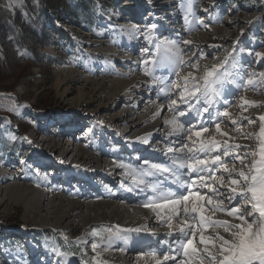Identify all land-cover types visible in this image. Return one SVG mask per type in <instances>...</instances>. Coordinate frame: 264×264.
Masks as SVG:
<instances>
[{"label": "rangeland", "instance_id": "obj_1", "mask_svg": "<svg viewBox=\"0 0 264 264\" xmlns=\"http://www.w3.org/2000/svg\"><path fill=\"white\" fill-rule=\"evenodd\" d=\"M115 1H117L116 4ZM156 1L165 2L166 0H156ZM180 1L182 2L183 5V12L182 13L180 12V14H183L182 18H185L186 16H188V19L196 18L198 25L205 27H209V26L212 27V25H214V24L209 25L207 23L208 19L215 20V18H217L218 19L217 24L215 23L216 27L229 26L230 28H226V31H224L223 35L217 34L214 39L212 40L207 39L202 43H200L201 41L197 37L195 38V35L193 34H192L193 36L192 35L189 36V34L186 33L188 35L187 36L185 34L184 28L181 29L182 28L181 26L176 27L175 28L176 30L174 31V26L168 24L170 25L168 29L173 30L174 33L169 31L168 32L163 31L161 29L162 23L155 24L156 27L152 28L151 27V25H153L152 22L148 23V18H150L152 14L148 12H150V9L154 7L153 5V3L155 4L154 0H79L80 5L81 6L83 5L84 8L88 9L86 10L88 16H92V14H94L93 17L90 18L91 23L93 22L92 25L82 24L84 25L83 27L89 28V31L82 29L81 26H78L76 24L73 13L69 8H67L62 14L60 15L58 14L56 17L53 18V21L50 24L51 29H49L50 30L49 34L50 36L53 37L54 44L42 47V51H44L48 55L50 54L52 56H58L61 62H63L62 65L55 68L53 72L54 79L51 78L50 84L45 83L44 76L42 75V70L39 67H32L30 74L26 76H22L20 78L18 77L16 81H13L14 76L10 77L9 79L10 82H14L11 83L14 87L13 89L10 90L11 91L10 94L16 100L15 105L19 107V109L15 112V117L21 118L23 117L24 114H27L32 109L33 106H37L36 101L39 100L40 98L47 97L50 100L48 101V103L45 104V107H43L45 108V110L42 108L39 110L40 112H37L32 117L28 116L26 117V119L20 120L21 122L28 124L29 127L26 131H21L20 125L16 121H14L13 118L11 117L10 118L7 117V120L3 123L1 128V133L3 139L5 140V143L0 145V159L1 158L4 159L5 162L4 165L6 166V168L10 169V173H9L10 176L8 175L6 176L11 177V175H13L11 174V172H13L14 174H16V176H18L17 174L18 171L20 172L24 171L26 177L28 176V182L25 183L22 182V183L36 190L34 186H30V183L32 181L31 179H35L37 184H40L38 182L40 176L35 174V170H34L36 168H39L41 169V172L43 171L41 177L44 178L42 179H47V182H49L48 184L49 188L51 187L50 183L52 182L53 183L52 186H56L57 188H60V191H62L64 187L69 186L66 184L64 186L62 182L70 181V184L75 187L73 189L76 192L78 193L83 192V190H80L79 188L80 186L75 185L73 180H70L68 178H61V182L59 181V177H62L64 171L68 170V168L72 164H75L76 168L72 169L70 173H76V171H80V170L87 172L86 169L88 170L90 169L89 168L90 163L86 162L85 158L84 159L82 158L80 160L75 159L74 161L73 160L70 161L71 157L74 155V152L69 150L67 145H64V143L66 142L68 143V141H73V140L78 141L79 144H81V146L89 143V142L86 143L85 140H80L77 138L84 137L90 141L92 138L91 135L89 134L92 131L95 132L101 124L107 126V122H106L107 116L108 117L114 116V118H117V116L119 115V112H115V110L118 107H113V109L110 111L111 113L108 115H104L103 113V111H105L104 109L109 107L110 105L109 104L110 100H107V98L111 96L110 95L111 85L104 87L102 91L103 94L101 95L99 92L94 90V88H97V86L93 83H89V85H86L87 82L86 80L94 79L97 82H99L98 78L99 79L107 78L108 81L111 83L117 80L118 81L127 80L129 83H132L135 81L134 78L136 79L140 78L139 80H141V82H143L144 84L146 83V86H141L143 90H140V87L135 85L136 86L135 88L138 90L139 93L133 91L132 92L133 95L131 94L133 96L132 98H130L129 95L126 93H124L123 95L121 94L117 95V97L122 96L124 100H126L127 102L132 101V104H136L138 102H141L142 100L147 99V96H151V94H153L154 91L156 92V94L161 93L162 88L164 89L168 88V91L174 92L173 89L174 87L171 88L172 90L169 89V84L175 83L173 79L168 81V83L163 84V86H160V84L156 81L155 75L154 78L145 77V74L143 76L142 72H138L137 74V70H135L132 76L130 77L123 74H118V75L102 74V75H96L98 76V78L92 77L95 76V74L91 72L93 71L98 72L99 68H103L105 66L111 67L113 69L112 71L117 70L123 73L127 68L126 64H128L126 62L125 63L120 62L119 65V63H116L114 61L101 59L98 56H95L97 53L99 54L100 51H106L108 49L104 47L96 48L92 46H91L92 48H90L91 43H86V42L96 40L93 36L90 35L92 33L101 36H104L106 34L109 37H113L116 41L118 40L120 41V39L117 36L121 35L122 39L125 40L124 42L125 44L133 43L132 41L136 39L135 42L137 45L136 46L137 50L132 52V54L124 53L123 56H120V60L131 61L129 63H133V62L137 63L139 61L136 58V56H138V52L143 54V51L145 49V46L143 45V41L145 40L146 41L149 40V43L152 46L153 51H156V49L158 48L157 45L160 46L162 45L160 48H158L160 49L159 51L161 52L162 57L165 55V49L163 46L168 44L169 42H174L175 47L181 51L182 57L184 56L183 59L186 58L187 61L190 60L192 61V63H198L200 66L202 65V68L206 65L211 66L213 63H219L226 56H228V65L229 66L235 65L236 53H238L239 56L241 57L249 54L248 49L249 48L252 49L253 46L259 42V40H262L259 46L261 47V50H263L260 51L259 53H262L264 55V1L257 2L256 0L255 1L250 0L252 2H248V3L243 2V0H180ZM193 5H197L195 11L193 9ZM179 9L181 10L180 6ZM162 10H166V9H161V11ZM112 17L117 19H112ZM129 17L131 19H128ZM137 18L140 19L136 20ZM114 20H116V22L118 23L112 25L111 21L113 22ZM145 22H146L145 27L147 28L139 29V27H142L141 24L143 23L145 24ZM135 24H139V25H135ZM124 26H126L127 28H124ZM159 28L161 29L160 33H158V30H160ZM234 28L235 30L232 32V29ZM201 30H200L201 31L200 34L204 33L205 31L204 28H202ZM225 35L227 37H224ZM240 35L244 36V38L243 39L237 38ZM132 36H134V39L131 38ZM181 36L182 37L185 36V38L184 37L182 38ZM155 38L157 39L154 40ZM191 38L192 40H189ZM138 40H140L141 43H137ZM177 40H179L180 42H178ZM186 41L188 42L192 41L193 43L190 44L191 46L186 48L185 47ZM200 48H202L201 52H200ZM210 49H214V50L213 52L208 53ZM245 49H247V51H244ZM229 53H231L230 56ZM254 57H256L258 60V56L251 57L250 60L251 70L255 69L256 66L258 65L257 64L255 67H252L253 65L252 61ZM155 58H156V53H155V57L152 58V56H150V58L148 59L145 58V59L148 61L149 65H151L155 62L156 60ZM145 59L144 60L142 59L140 61L141 65L142 64L144 65ZM244 61L245 60H243L242 62V66L244 65ZM260 66H263V64L259 65V67ZM237 67L238 66L232 69H235ZM183 68L184 70L181 69L182 76L187 74L185 72H187L188 70L192 71V69L187 65L184 66ZM165 69L170 71L171 66L165 67ZM262 70L259 72L261 73ZM163 71L165 70H161L157 72H163ZM239 74L240 76H242L240 72ZM67 75L68 76L71 75L72 77L76 75L77 78H81L82 81L80 83H75L74 79L76 77L74 78L68 77V79L63 80V81H67L66 83L64 82L60 86H57L56 84L57 79L59 77L61 78L67 77ZM258 78L259 76L254 77L252 79L254 80ZM149 83L152 85V87ZM158 98L159 100L156 99L155 101L153 100L154 107H156L157 110H161L160 114L157 116L158 118L157 117L155 118V121L157 120L156 122H159V124H161L165 122V116H166L165 111L167 110L163 108H166V106L169 105V101L166 102V104H164L162 107H157V105H162L163 103H165V100L176 98V96L172 95L167 99H163L161 97ZM250 99H255V101H258L257 103H259L258 107H253L248 110L250 115L252 114V116L256 118L264 114V97L258 96L257 93V95L256 94L252 95ZM142 103L143 102H141V104ZM181 108L186 109L187 106H183ZM240 110L241 109H239V111ZM96 112L98 114H96ZM236 112H238V110ZM147 114L148 112H144L142 118L146 117ZM93 116H97V117H94L95 119H93L92 118ZM103 116L106 117L104 118ZM102 118H104V120ZM69 120L78 121L76 122V124L82 123V126L80 127H83L84 125L83 128L77 129L80 130V133L74 132V135L77 136V138L73 137L71 140H68L66 139V137H64L65 133L66 135L68 134L69 136L70 135L69 132L73 131V130H69V127H71L69 125L70 122ZM254 120L256 121L254 125L257 126V119ZM188 122H192V121H188ZM148 123H146V125L144 124L142 128L144 127L149 128L153 125V122L152 123L148 122ZM114 126H115L114 128L118 127L116 125ZM111 128L113 127H110L108 125L106 128L104 127L103 129H98L96 133H93L94 135L93 141L97 143L98 142L101 143L102 145L100 146H104L105 148L107 147L106 143H109V147H108L109 149L119 150L120 146H113L114 141L118 140V142L121 143L122 146L124 144V146L121 147L122 149H124L125 146H130V145L128 142L125 143L123 141H122L123 143L120 142L121 140L124 139L126 141L127 138L129 137L134 139L138 135H142L145 133L144 129H140L137 132H131L130 134H128V136H121V139H118L117 137L119 135H117V137L116 136L112 137V135L110 134ZM35 129L36 131H38L37 136L39 141L45 140V138H47L52 143H53L52 140H56L60 145H63V151H66L68 156L64 161L67 164L66 163L64 164L65 167H62L64 168L62 171H58V172L56 171V174L53 172L54 169L53 171H51L53 166L55 168V164L56 165L58 164L56 162L57 154L54 151L55 150L54 147L53 149H51V147H49L48 144L40 143V142L35 144L34 147L28 145L30 143L31 137L35 134L34 131ZM40 129H42V132H40ZM117 129L119 131L124 130L121 126H119ZM65 130H67L68 132ZM161 131L162 129L158 130L159 133H161ZM79 135L80 137H78ZM100 136H102V138L104 139H100ZM156 139L157 137H150L149 140L147 141V143H149L150 148L153 150L154 148L152 147V144L155 141H158ZM251 140L252 139L246 140L247 144L255 145L256 141L254 139L252 141ZM138 142L145 143L146 138H141V140L140 141L138 140ZM158 142L159 145H161V141ZM52 143L50 144L52 145ZM96 147L98 146L97 145L94 146V150L93 149H89V150L90 151L92 150L91 152L94 156L100 157L101 150L98 149L96 151L95 149ZM172 147L177 148V143H174ZM13 161L14 164L11 163ZM45 161L52 163L47 164L46 167H43L42 165L43 163H45ZM229 165L232 167L231 162L229 163ZM97 167L100 168L101 170L103 169V166H101L99 162ZM124 173H127V171H125ZM45 174H47L48 176L45 177ZM68 174L69 172H67V175ZM53 178H55L59 182L58 181L56 182L55 179L53 180ZM90 178L91 180L94 181L96 180V177L92 175H90ZM18 179L19 178H16L15 180L12 177L9 178L8 181L12 183H14L15 181L20 182L18 181ZM114 184L121 185L123 184V182L118 181L117 179L114 180ZM7 185L9 184L4 185L1 184L0 182L1 188ZM100 185H101V190L103 192L109 190L105 186L109 185V188L113 186V184H110V182H105L103 180L98 181L96 183V188H99ZM55 193L62 195V193L58 191ZM4 196L3 198L8 199L7 198L8 196L7 197ZM70 200L79 201L85 204L87 202V200H81L78 197L71 198ZM54 202L57 203L56 201ZM50 203L47 202L46 204H44L46 205L44 207H48ZM88 203L89 201L87 202V204ZM135 207L137 208V206ZM126 209L128 210L127 214L131 219L138 220L139 218V223L145 221L144 215L140 216V214L136 212H135L136 214L133 213L128 209V206H126ZM4 210H5L3 212L4 215L0 218V257H1L0 264H6L4 261L5 258L10 259V261H13V259L10 257L11 255L15 256L17 259H22L19 261L22 264H35L32 263V260L29 259V256L30 253L36 254V256L34 255V258L37 257V260L39 259L42 260L40 254L37 253V249L41 247L38 246L39 244L42 245L45 243L52 244V246L50 245L49 246L51 248L53 247V251L56 252L57 254L58 245L55 244V242L52 240L51 237H48L46 235L47 230H52L50 232L48 231L49 233H52L51 236L59 237L60 240H62V242L70 252L72 250L76 251L77 249H79L80 253H77V255L72 254L74 257H76L75 264H87L84 260V258L87 259L86 255L84 254L86 253L87 250H91L92 254L93 253L95 254L94 258L92 257L91 259L93 261L91 264H94L95 263L94 260H96V257L99 255L97 252V250L100 249L99 247L105 246L106 242L111 240L110 238L106 239V235L111 233L110 231L111 226L94 227L86 231L85 235L82 236L85 227L82 223H79V221H75V220L67 221L61 227H58L56 224L53 223V221H49V223L45 224L46 222L42 220V225H40L36 221L35 223L31 224L30 223L31 218L34 216V214H30L29 217H27L28 215L26 214L25 206L21 203L20 200L13 201L8 199L7 205L5 206ZM43 214L45 215V216L43 215L44 217H51L50 213L49 214L43 213ZM15 220L19 221V223L13 224L12 221ZM68 223H70L72 227H68V226L66 227V224ZM148 225H151V223ZM33 226H37L38 228L36 227V229L34 228L32 230ZM144 226L146 225L142 226L141 224L140 227H144ZM102 228H105L103 229L104 230L103 232L101 231ZM42 230H46V231H42ZM95 237L96 238L99 237L102 239H100L99 242V239L98 238L96 239ZM90 238H92L91 239L92 242ZM17 242L21 245H26L24 246L23 250L17 246L16 244ZM82 244H84L85 247ZM93 245H96V247L94 248ZM2 246L5 247L6 249H3ZM13 246L14 247L17 246V247L13 248ZM11 247L13 248V250H10ZM33 247H35V250H33ZM140 248L141 247L136 248L135 251H137V249L140 250ZM102 249L104 248L102 247ZM93 250L96 251L94 252ZM58 256L64 259L68 258L66 257L68 256L66 255V253H61ZM126 258H128V255L126 256ZM43 264H48V263L43 262ZM130 264H136V263L133 261Z\"/></svg>", "mask_w": 264, "mask_h": 264}, {"label": "bare ground", "instance_id": "obj_2", "mask_svg": "<svg viewBox=\"0 0 264 264\" xmlns=\"http://www.w3.org/2000/svg\"><path fill=\"white\" fill-rule=\"evenodd\" d=\"M154 2H155V4L153 3L154 7L150 9V12H148V13L152 14V16L150 18L147 17L148 23H151V22H152V24L162 23L161 29L165 32L169 31V32L174 33V31L176 30L175 28L178 26H181L182 27L181 29L184 28L185 34L187 33V34H189V36L192 34L195 35V38L197 37L201 41L200 43H202L203 41H205L207 39L208 40L214 39L217 34L223 35L224 31H226V28H230L229 26L216 27L215 23L217 24V21H218L217 18H215V20L214 19H211V20L208 19L207 20V23L209 25L214 24V25H212V27H210V26L205 27V26L198 25L196 18L195 19L194 18L188 19V16H186L185 18H182L183 14H180V12L181 13L183 12V5H182V2L180 0H168L165 2L154 0ZM116 3H117V1H115V4ZM179 6H180L181 10L179 9ZM195 8H197V5H193L194 11H195ZM161 9L173 11L175 17L169 18L168 19L169 21L168 20H162L160 18V16L162 15V13L165 10L161 11ZM190 12H192V11H190ZM145 15H147V14H145ZM190 16H191V14H190ZM112 19H117V18L112 17ZM120 19H122V18H120ZM222 22H223V20H222ZM111 23H112V25H114L115 23H118V22H116V20H114L113 22L111 21ZM168 24L174 26V31L168 29V27H170V25H168ZM135 25H139V24H135ZM141 25L143 26V24H141ZM145 28H147V27H145ZM145 28L139 27V29H145ZM202 28H204L205 31H204V33L200 34L202 31L201 30ZM234 30H235V28L232 29V32ZM90 35L96 39L94 41L86 42V43H91L90 48H92V47H96V48L104 47V48L108 49L106 51H100L99 54L97 53L95 56H98L101 59L114 61L116 63H119V65H120V62H123V63L126 62L129 64V66H128V64H126L127 68L125 69V71L123 73L119 72L117 70L112 71L113 69L111 67L105 66L103 68H99L98 72H94V71L91 72L90 71L91 73L95 74V76H92V77L98 78V76H96V75H102V74H111V75L123 74V75H127L130 77V76H132V74L134 73L135 70H137V74H138V72H142V75L144 76L146 71L151 70V74L145 75V77L154 78V75L157 71L167 70V69H165V67H157L155 63L149 65V63L145 64V62H144V65L143 64L141 65L140 61L142 59L143 60L145 58L148 59V58H150V56H152V58H153V57H155V53H156L155 62L159 61V58H160V60L162 58V54L159 51L160 49L157 48L156 51H153L152 46L149 43V40L143 41V45L145 46V49H144L145 53L142 54V53L138 52V56H136V58L139 61L137 63H135V62L129 63L131 61L120 60V56H123L124 53H126V54L131 53L132 54V52L136 51L137 48L135 46H132V45H126L124 43L125 40L122 39L121 35L120 36L116 35L120 39V41L119 40L116 41L113 37H109L106 34L104 36L97 35L95 33L94 34L92 33ZM183 37L185 38V36H183ZM224 37H227V36L225 35ZM237 38L243 39L244 36L240 35ZM139 39H140V37H139ZM156 39L157 38H155L154 40H156ZM189 40H192V38ZM177 41L180 42L179 40H177ZM261 41L262 40H259V42L256 43L252 49H250V48L248 49L249 54L243 56L245 61H244V65L242 67L238 66L235 69H231L232 73H231V76L229 77V79L234 81V79L237 78L240 87H237V86L226 87L229 84L226 82L224 84V87H223L222 97L224 99H227L228 103H226V104L222 103V102H220V99H219V103L217 105L218 107L215 109L214 108L210 109L211 114L213 113V111L216 112L217 110H219V111L227 110L229 113H231L233 118L238 117V116H246V117H249L253 120L257 118V117L255 118L254 116H252V114L250 115V113L248 112V110L253 108V107H248L247 105H245L244 107L247 108V110L245 111V110H242V108L240 107V104H241V97H245L247 100L254 101V102H258V101H255V99H250L252 95H254V94L257 95V93H258V96L264 97V84H263L264 79H262L259 75L260 74L259 71H261L262 69L263 70L261 73H264V55L262 53H261L262 55L258 57L259 62H258V65L256 66V68L253 70L250 69L251 57L257 56L256 53L263 51V50H261V47L259 46V44H261ZM137 43H141V41L138 40ZM191 43H193V42L189 41V43H185V47L188 48L189 46H191L190 45ZM196 44H197V42H196ZM141 49H143V48H141ZM141 49H139V50H141ZM201 49L202 48H200V52H201ZM213 50L214 49H210L208 53L213 52ZM244 51H247V49H245ZM180 53H181V51H180ZM183 57L181 54L182 59H183ZM254 58H256V57H254ZM254 58L252 61V64H253L252 67H255L254 63H253L255 61ZM146 59H145V61H147ZM183 60L187 61L186 58H184ZM261 64H263V66L259 67V65H261ZM184 66H186V65H180L179 67H171L170 76L167 80L170 81L173 79L175 82H177L179 77L176 75V72L178 71L180 76L182 77L181 69L184 70V68H183ZM201 68H202V65H201ZM188 71L185 73H188ZM235 71H237L238 73L240 72L242 74V76H240V78H239L234 73ZM252 73H256V76H254V77L259 76V78L254 79V82H255L254 86H246V81L248 80V78H254L251 75ZM68 77L69 78L76 77L74 79L75 83H80L82 81L81 78H77L76 75L73 77L71 75H69V76L67 75V77H64V78L59 77L57 79V81H56L57 86H60L64 82L66 83L67 81H63V80L68 79ZM121 77H122V75H121ZM139 79L140 78H137V79L134 78L135 81L132 83H129L127 80H124V81H118L117 80V81L111 83L108 81L107 78H103V79L98 78L99 82H97L94 79L86 80L87 81L86 85H89V83L95 84L97 86V88H94V90L99 92L101 95L103 94L102 93L103 88L111 85V90H110L111 96L107 98V100H110L109 101L110 105H109V107L104 109L105 111H103V113H104V115H108L111 113L110 111L113 109V107H118L115 110V112H119V115L117 116V118H114V116L113 117L107 116V118H106L107 126L109 125L110 127H113L110 129V134L112 135V137H115V136L117 137V135H119L117 138L121 139V136H128V134H130L131 132H137L140 129L145 130L144 134L138 135L134 139L129 137V138H127L126 141L124 139L120 141V142L123 141L124 143L128 142L130 146H125V148L122 149L121 147H123L124 144L122 146L121 143H119L118 140H116L113 142V146H120L119 149H121L120 150L121 152H116V151L108 148L109 143H106V146H107L106 148H108V149H106L104 146H100V145H102L101 143L94 142L93 141L94 140L93 133H96V131L98 129H103L104 127L105 128L107 127V126L102 125V124L99 126V128L95 132L92 131L89 134V135H91V138H92L90 141L84 137L77 138V136L73 135V133L71 134L75 138L80 139V140H85L86 143L87 142H89V143L84 144L82 146H81V144H79L78 141H75V140L68 141V143L67 142L64 143V145H67L69 150L74 152V155L71 157L70 161H72V160L74 161L75 159L80 160L82 158L83 159L85 158V161L90 163V167H89L90 169L89 170L86 169L87 173L96 177V180L95 181L91 180L88 183H82V181H80V180H82V177L83 178L86 177V175H88L87 173L80 174V173L76 172V175H72V174L67 175V172L70 173L72 169L76 168L75 164H72V165L69 164L70 167L68 168V170H65L63 173V176L61 174L62 177H59L60 182H61V178H68V179L72 178V179L77 180V183L75 184L76 186H80L81 188H84V189H89V188H95L96 189V187H94V183H97L98 181L103 180L105 182H110V184H113V186L110 188H109V185L105 186V187H107V189H109V190L105 189L106 190L105 192H103L101 190V188L97 189V191H98V193L96 194L97 197L96 198L83 199V200H87V202L89 201L88 204H87V202L85 204V203H81L79 201L70 200L71 198L77 197L78 192H76L73 189V188H75L74 186L68 184V181L63 182L64 186H65V184L69 185V186L64 187L62 191H60V188H57L56 186H52L53 185L52 182L50 183L51 184L50 186L52 187L50 190H47V191L34 190L31 187L23 184L25 182H28V176L26 177V175L24 174V171H21V172L18 171V173H17L18 176H16V174H14L13 172H11V174H13V175H11V177L4 175L0 178L1 184H4V185L9 184L7 186H3L2 188L0 186V218L4 215L3 212L5 211L4 208L7 205L8 199L13 200V201L20 200L21 203L25 206V211H26V214L28 215L27 217H29L30 214H34V216L31 218V222H30L31 224L35 223V221H36L37 223L42 225V220H43L46 222L45 224L49 223V221H53L54 224H56L58 227H61L64 225L65 222L75 220V221H79V223H82L84 225L85 229H84V232L82 234V236H84L86 231H88L94 227H97V226H100V227L101 226H111V229H110L111 231L118 232V233H125V232L131 231L132 229H134L135 226L140 227L141 224H142V226L143 225L147 226L148 224L151 223V224H153V227H157L161 231L158 235L160 239L173 241L172 245H176V248H177V246H178L177 240L179 238V233L173 232L172 235H169L170 229L168 228L167 223L165 221H163L162 219H159L155 212H153L150 209L149 212L147 213V212L140 211L141 209H138L139 205H141V203H142V191H143L144 187H142L140 184H137L136 182H134V180H132L133 176H129L128 174L124 173L125 169H128L131 172H135V171H133V169H129L128 166L127 167H121V166L117 167V164L119 162L115 163L116 160L119 161V159H120V158H115V157L117 155L123 154V152H125L127 154H124V156H122V157H127L128 151H130V148H134V151L140 152V155L142 157V158H140V161L139 160L134 161L136 164L135 167L140 165L141 160H145V159L150 160L152 157H161V155H162L164 158L168 156V159H170V157L173 155L172 152H169L170 147H172V145L174 143H177V148H179L180 147V137L185 135V134L181 133V134H176V135L170 136L169 132L171 131V126L166 124L165 122L159 124V122H156L157 120L155 121V118L158 115L154 116L153 114L156 113L158 110L156 109V107H154L153 100L155 101V98H157V97H161L163 99H167V98L171 97L173 95L172 94L173 92L168 91V88L165 89V92H167V95L165 94V92H161V93L156 94V92L154 91L153 94H151V96H147V99H149V100L145 99V100L141 101V102H143L142 104H141V102H138L136 104H132V101L127 102L126 100H124V98L122 96L117 97L118 94L123 95L124 93H126L129 95L130 98H132L133 97L132 92L133 91L138 92V90L135 88L136 86H139L140 90H143L141 88V86H146V83L144 84ZM140 83H142V84H140ZM151 87H152V85H151ZM174 91H175V89H174ZM249 95H251V96H249ZM166 101H168V99ZM183 106H186V105H181V107H183ZM212 107H213V105H212ZM163 109H167L165 111L166 112L165 121L171 119L173 116V112L169 111V105ZM235 109H236V111L238 110V112H236ZM239 109H241V110L239 111ZM118 110H121V111H118ZM144 112H148V114L146 115V117L142 118ZM96 114H98V113L96 112ZM208 115H209L208 113H205L204 118L208 119ZM94 117H97V116H93L92 118L95 119ZM103 117L105 118L106 116H103ZM104 118H102V119L104 120ZM178 119H180L181 121H184L183 117H179ZM207 119L205 121H207ZM219 119L222 121V123H221L222 129L224 131L230 132L233 136L236 137V141H235L236 143L248 145L250 147L254 146V145L247 144L246 140L242 139L240 134L233 130L235 126L231 125V123L227 117H220ZM69 121H70V125L72 126L71 129L74 130V132L80 133V130H77V129L83 128L84 125H83V127H80V126H82V123L76 124V122H78L76 120H69ZM148 122H151V123L153 122V125L151 127H149L150 129L147 127L142 128V126L144 124L146 125V123H148ZM193 122L195 123L196 121H193ZM239 123L242 125V127L240 129L241 132L255 133L259 129V123L260 122L257 119V126L249 125L246 120H242ZM114 125H116L118 127L121 126L124 130L119 131L117 129L118 127L114 128L115 127ZM75 126H76V128H75ZM159 129H162V131H161V133L163 132L162 134L158 132ZM34 131H35V134L31 137L30 143L28 145H31L34 147L35 144L40 142V143L48 144V146L51 147V149H53V147H54L55 148L54 151L57 154L56 162L58 163L57 164L58 166L55 164V168L53 166L51 171H53V169H54L53 172L55 174H56V171L57 172L62 171L64 169L62 167H65L64 164L66 163L64 161L66 160V158L68 156L67 152L63 151V145H60L58 143V141H56V140H52L53 141V143H52L47 138H45V140L40 139L41 141H39L38 136H37L38 131H36V129ZM65 131H67V130H65ZM40 132H42V129H40ZM213 133H214V125H212L209 132L205 135H212ZM67 136H68V134L66 135V133H65L64 137H67ZM78 137H80V135ZM150 137H157L156 140L161 141V145H159L158 141H155L152 144L153 148L157 146L156 148H154V150H155L154 154L151 153V152H153V151H151L153 149H151L149 146V143H147V141L149 140ZM141 138H146L145 145H142L141 144L142 142H138V140L140 141ZM71 139H68V140H71ZM100 139H104V138H102V136H100ZM217 139H225V138L217 136ZM85 141H83V142H85ZM50 143H52V145ZM96 145L98 146L95 148L96 151L98 149H100L102 151V155L100 157L94 156L91 152L92 150L91 151L89 150V149L94 150V146H96ZM143 146H146V147H143ZM132 153L133 152H131V151L129 152V154H132ZM135 155H137V154H135ZM98 162L101 164V166H103L102 170L97 167ZM230 162L231 161H229V163ZM4 163L5 162H3V164L0 165V167H6L4 165ZM11 163L14 164V161ZM50 163H52V162H46L45 161V163H43V165L42 164L41 165L43 167H46V165L50 164ZM125 165H127V164H125ZM231 165H232V163H231ZM228 166L231 167L229 164H228ZM59 167H61V168H59ZM237 167H239V165H237ZM57 169H59V170H57ZM114 176H116V177H114ZM12 177L15 180H16V178H19L18 181H20L21 183L16 182V181L14 183H12V182L8 181V179L12 178ZM88 177H89V175L87 176V178ZM117 179H118V181H122L125 185L131 186V188H133V191H129V193H128L127 190H124L119 185L114 184V180H117ZM55 181L57 182L58 180L55 179ZM57 191L61 192L63 196L61 194L55 193ZM4 195H6V196H4ZM3 196L4 197L8 196L7 197L8 199L3 198ZM116 197L124 198V202L122 205L118 206V205L114 204V200ZM1 198H3V199H1ZM54 201H56L57 203H55ZM47 202L48 203L51 202V203L49 204L48 207H44V206H46L44 204H46ZM134 205L137 206V208ZM121 206H123V207H121ZM126 206H128V209L130 211H132L133 213L136 212V213L140 214V216L144 215L145 221H142V223H139V218H138V220L131 219L127 214L128 210L126 209ZM132 206L135 208H133ZM43 213H46V214L50 213L51 217H44L45 215ZM161 215H164V213H162ZM137 221H138V223H137ZM173 223H176V221H173ZM37 226H33L32 230L34 228L36 229ZM67 226L72 227V225H70V223L66 224V227ZM42 231H44V230H42ZM47 231L50 232L52 230H47ZM205 234L210 235L211 232L209 231ZM55 239H58V240H55ZM91 239L92 238H90V240ZM52 240L56 243L58 242L59 246L61 247V245H60L61 240L59 237L55 236ZM91 242H92V240H91ZM16 244L22 250L24 249V246H26V245H21L18 242ZM49 245L52 246V244H49V243H45L43 245L42 244L38 245L41 247H39L37 249V253L40 254V256L42 257V260L41 259L37 260V257L34 258V255L36 256V254L30 253L29 259L32 260V263L38 264V261H43V262H46L48 264H75L76 257H74L72 254H71L72 255L71 256L69 251H66V255H68L66 257H68V258L64 259L60 256H57L56 252L53 251V247L51 248ZM103 245H105V244H103ZM144 245H146V243H144V242H139V243L135 244L133 240L130 243V242H124V240L122 238H114L111 241L106 242L105 246H102L104 249H102V247H99L100 249L97 250L99 255L96 257V260H94V261L95 262L98 261V262H100V264H130L133 261L136 264H150L152 262L151 259H149V258L146 259V258H141V257L135 256V252L136 253L141 252L140 251L141 249L137 250V251H135V249L138 247H143ZM16 247L13 246V248H16ZM13 248L11 247V249L10 248L9 249L13 250ZM174 249H172L170 251L173 252V255H177V253L174 251ZM33 250H35V247H33ZM163 250H165V249H163V248L159 249L158 252H162ZM72 252H74V251L72 250ZM27 255H29V254H27ZM127 255H128V258H126ZM0 259H1V257H0ZM177 259L178 260L183 259L182 250H181V253L177 256ZM20 260H22V259H20ZM20 260L10 261V259L5 258L4 261L6 264H22L19 262ZM84 260L87 264H91L93 262L88 257H87V259L84 258ZM167 264H172V261L167 262Z\"/></svg>", "mask_w": 264, "mask_h": 264}, {"label": "snow or ice", "instance_id": "obj_3", "mask_svg": "<svg viewBox=\"0 0 264 264\" xmlns=\"http://www.w3.org/2000/svg\"><path fill=\"white\" fill-rule=\"evenodd\" d=\"M14 3L15 0H8L6 7L11 9ZM163 47L165 55L154 62L157 67L187 65L192 71L182 77L176 72L179 77L173 85L176 98L169 100V111L173 112L172 118L165 121L171 126L169 135L185 134L180 137L179 148L169 149L173 153L171 164H149L145 160L147 167L138 174L133 172L134 181L150 187L154 193L144 206L167 223L169 235L179 233L178 246L174 249L177 255H163L158 259L153 253L152 259L155 264L169 261L172 264H264V114L256 118L260 123L255 133L240 131L242 120L249 125L255 124L256 121L249 117L233 118L227 110H217L213 116L210 109L222 97L224 84L233 82L229 79L228 56L201 69L198 63L184 61L174 42ZM150 74L151 70L145 72V75ZM251 75L254 77L256 73ZM259 75L264 79V73ZM254 85L252 78L246 81V86ZM181 105H186V110ZM245 105L259 106L241 97L240 107L246 111ZM193 113L200 118L196 123L178 119ZM205 113L209 114L207 121ZM159 114L160 110L153 115ZM220 117H227L235 126L233 130L242 139H254L255 145L236 143V137L222 129ZM212 125L214 133L205 135ZM217 136L225 139H217ZM229 161L232 167L228 166ZM158 176H163L164 180ZM144 177L156 179L146 181ZM168 180L176 190L165 186ZM209 231L211 234L206 235ZM181 250L183 259L178 260Z\"/></svg>", "mask_w": 264, "mask_h": 264}, {"label": "trees", "instance_id": "obj_4", "mask_svg": "<svg viewBox=\"0 0 264 264\" xmlns=\"http://www.w3.org/2000/svg\"><path fill=\"white\" fill-rule=\"evenodd\" d=\"M7 4L8 0H0V144L5 141L1 126L7 117L13 118L20 125L21 131H26L28 124L20 120L40 112L50 100L47 97L40 98L36 101L39 107L33 106L21 118L15 117L19 107L15 105L16 100L10 94L14 87L11 83L14 82L9 79L14 76L13 81H16L18 77L30 74L32 67L41 68L45 83L50 84L51 78L54 79L53 72L59 65V59L42 51V47L54 44L53 37L49 34L53 18L67 8L71 9L78 26L91 24L90 18L93 17V14L88 16V9L81 6L79 0H15L11 9L6 7ZM12 222L19 223L17 220Z\"/></svg>", "mask_w": 264, "mask_h": 264}]
</instances>
